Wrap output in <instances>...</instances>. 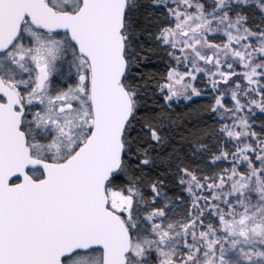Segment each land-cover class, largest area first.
<instances>
[{
	"label": "snow or ice",
	"instance_id": "snow-or-ice-1",
	"mask_svg": "<svg viewBox=\"0 0 264 264\" xmlns=\"http://www.w3.org/2000/svg\"><path fill=\"white\" fill-rule=\"evenodd\" d=\"M0 264H264V0H0Z\"/></svg>",
	"mask_w": 264,
	"mask_h": 264
}]
</instances>
